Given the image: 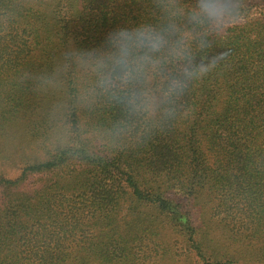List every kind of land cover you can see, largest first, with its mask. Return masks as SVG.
I'll return each instance as SVG.
<instances>
[{
    "label": "trees",
    "instance_id": "obj_1",
    "mask_svg": "<svg viewBox=\"0 0 264 264\" xmlns=\"http://www.w3.org/2000/svg\"><path fill=\"white\" fill-rule=\"evenodd\" d=\"M239 2L200 49L194 0H0V264H264V0ZM170 23L209 71L130 118L84 54Z\"/></svg>",
    "mask_w": 264,
    "mask_h": 264
},
{
    "label": "clouds",
    "instance_id": "obj_2",
    "mask_svg": "<svg viewBox=\"0 0 264 264\" xmlns=\"http://www.w3.org/2000/svg\"><path fill=\"white\" fill-rule=\"evenodd\" d=\"M240 7L239 0H194L186 20L199 37L198 47L207 48V37L224 34L238 24L243 19ZM177 32L172 23L159 28L144 24L120 28L107 35L101 52L84 54L93 64L101 92L122 105L130 118L157 111L170 118L175 99L184 95L192 80L209 71L205 61L212 58L195 64L188 38L173 40ZM169 64L173 67H167ZM156 77L162 81L158 94L147 87L148 81Z\"/></svg>",
    "mask_w": 264,
    "mask_h": 264
}]
</instances>
